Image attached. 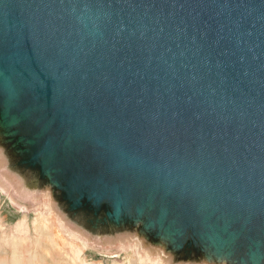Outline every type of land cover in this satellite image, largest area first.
I'll list each match as a JSON object with an SVG mask.
<instances>
[{
  "label": "water",
  "instance_id": "95a60500",
  "mask_svg": "<svg viewBox=\"0 0 264 264\" xmlns=\"http://www.w3.org/2000/svg\"><path fill=\"white\" fill-rule=\"evenodd\" d=\"M0 128L2 192L89 250L264 264V0H0Z\"/></svg>",
  "mask_w": 264,
  "mask_h": 264
},
{
  "label": "bare ground",
  "instance_id": "6f19581e",
  "mask_svg": "<svg viewBox=\"0 0 264 264\" xmlns=\"http://www.w3.org/2000/svg\"><path fill=\"white\" fill-rule=\"evenodd\" d=\"M1 129L0 140L3 136ZM8 188V185L0 184L1 191ZM43 196L45 200L35 206L32 217H29L26 213L18 216L17 212L7 207V202L0 196V227L10 223L14 224L11 239L15 245H17V242H29L28 234L34 231L36 243L42 245L51 253L66 255L73 264H99L94 262V255L87 248L86 239L81 237L79 233L65 227L55 211L50 189H45ZM9 200L7 199L8 202H10ZM10 204L12 203L10 202ZM56 233L61 235V241L57 240ZM129 243L126 248L129 251L127 250L123 260H114L109 264H167L168 248L166 238L160 237L159 241H150L146 226L138 230V233L132 238V242ZM14 253L18 254L16 251ZM230 262L225 255L220 258L211 247L207 246L205 253L193 264H230ZM183 264L191 263L187 260Z\"/></svg>",
  "mask_w": 264,
  "mask_h": 264
},
{
  "label": "rangeland",
  "instance_id": "374dc122",
  "mask_svg": "<svg viewBox=\"0 0 264 264\" xmlns=\"http://www.w3.org/2000/svg\"><path fill=\"white\" fill-rule=\"evenodd\" d=\"M8 161H11V158L7 159V162ZM22 173H24L25 175H30L33 180H36V172L23 171ZM31 186V184L28 185V187ZM27 193L28 194L20 196L21 202L23 204L17 202L10 204V202L7 201V195L5 192L3 193L2 191H0V196L7 202V207L17 212L18 216H21L23 213H26L29 217H32V215H34L35 204L32 200H30V198H28L30 195H32V193ZM55 194H57L58 196V210L62 212L63 215L66 216V218L71 216V214L67 212L68 207L65 201H63L59 195L61 193H59V191H56ZM122 222H124L125 224L119 227H110L112 228V231H110L107 236H104L101 242H94L91 244V246L93 247L91 253L94 255V262L99 264H109L114 260H123L124 256L127 253L128 249L126 248L128 247V245H126V242H124V246H120V244L118 243L117 234H120V238H122L124 236L122 234H125V232L132 231V229H135V224L132 223L130 220H123ZM13 227V223L6 224L0 227V264H23L24 261V264H73L68 256L51 253L42 245L37 244L36 234L34 233V231H31L30 234H28L30 239L29 242H17V245H15L11 239ZM56 235L57 240L61 241V235L58 233H56ZM14 251H16L18 254L14 253ZM184 256L185 255H183L181 251H178L177 253H171L169 255V263L167 264H181L180 261L183 259Z\"/></svg>",
  "mask_w": 264,
  "mask_h": 264
},
{
  "label": "crops",
  "instance_id": "0c3cea01",
  "mask_svg": "<svg viewBox=\"0 0 264 264\" xmlns=\"http://www.w3.org/2000/svg\"><path fill=\"white\" fill-rule=\"evenodd\" d=\"M1 191V190H0ZM7 199H9L8 197H7ZM10 201V200H9ZM11 202V201H10ZM12 203V202H11ZM13 204V203H12Z\"/></svg>",
  "mask_w": 264,
  "mask_h": 264
}]
</instances>
